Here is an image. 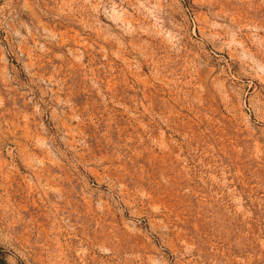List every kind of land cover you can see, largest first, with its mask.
Wrapping results in <instances>:
<instances>
[{
	"label": "rangeland",
	"instance_id": "1",
	"mask_svg": "<svg viewBox=\"0 0 264 264\" xmlns=\"http://www.w3.org/2000/svg\"><path fill=\"white\" fill-rule=\"evenodd\" d=\"M0 264H264V0H0Z\"/></svg>",
	"mask_w": 264,
	"mask_h": 264
}]
</instances>
